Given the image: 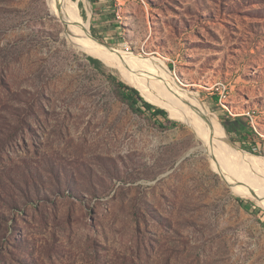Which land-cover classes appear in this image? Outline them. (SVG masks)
Listing matches in <instances>:
<instances>
[{
    "label": "rangeland",
    "instance_id": "374dc122",
    "mask_svg": "<svg viewBox=\"0 0 264 264\" xmlns=\"http://www.w3.org/2000/svg\"><path fill=\"white\" fill-rule=\"evenodd\" d=\"M49 5L0 0V264H264V200L242 193L260 171L235 160L231 181L168 108L253 118L258 147L226 133L264 156V0H80L103 44L162 60L149 92ZM88 56L179 124L133 112Z\"/></svg>",
    "mask_w": 264,
    "mask_h": 264
},
{
    "label": "bare ground",
    "instance_id": "6f19581e",
    "mask_svg": "<svg viewBox=\"0 0 264 264\" xmlns=\"http://www.w3.org/2000/svg\"><path fill=\"white\" fill-rule=\"evenodd\" d=\"M79 1L49 0L51 11L65 25L67 36L71 41H74L73 43L82 46L88 53L103 59L107 64L114 65L134 76V79L138 80L139 84L143 86L141 88L146 92L153 90V86H156L157 82H161L159 84H162V87L164 83L168 82V70L162 66L160 58L136 55L122 50L109 51L104 45L92 39L89 35V24L81 15ZM137 71L144 73L138 72L140 76L136 73ZM165 87L168 91L166 96L175 98L178 91H175V88L170 85ZM169 87L173 89H168ZM138 88L142 91L140 87ZM177 100L168 104L170 112L179 116L193 129L198 139L202 141V148L208 153L213 165L219 168L231 181L240 173L239 169L232 170L231 164L235 160H239L240 165L249 169L260 171L261 176L245 175L253 180L254 188L242 191V193L264 200V156L248 153L232 143L220 121L214 119L201 106L195 108L191 98L183 99L178 95Z\"/></svg>",
    "mask_w": 264,
    "mask_h": 264
},
{
    "label": "trees",
    "instance_id": "16d2710c",
    "mask_svg": "<svg viewBox=\"0 0 264 264\" xmlns=\"http://www.w3.org/2000/svg\"><path fill=\"white\" fill-rule=\"evenodd\" d=\"M94 35L98 38H101V36H98L97 33H94ZM88 59L108 78L110 83L115 87L119 98L125 102L133 112L138 114H146L156 120L163 118L166 120V122H170V126L175 127L179 124V121L170 119L168 110L147 100L142 95V91H140L137 87L132 86L116 75L107 72L100 59L93 56H88ZM246 118L243 116L232 117L228 113L226 114V117H221L226 131L232 135V140L234 142L243 143L244 148H246L248 145H251V147L259 146L258 144H260V142L257 141L258 138L255 129ZM166 127L169 126L166 125ZM21 175L24 178L22 181L24 185L20 188L22 192L27 194L30 187H38L36 180L39 177L35 172H32V170H25L22 171ZM2 184L3 181L0 183V185ZM35 192L38 194L37 189H35Z\"/></svg>",
    "mask_w": 264,
    "mask_h": 264
},
{
    "label": "water",
    "instance_id": "95a60500",
    "mask_svg": "<svg viewBox=\"0 0 264 264\" xmlns=\"http://www.w3.org/2000/svg\"><path fill=\"white\" fill-rule=\"evenodd\" d=\"M89 35L92 39H94L95 41H97L98 43H101L102 45H104L109 51H116L118 50L117 48L113 47V46H110V45H106V44H103L99 39H97L91 32H90V29H89ZM136 87V86H135ZM138 88V87H137ZM139 89V88H138ZM140 90V89H139ZM162 107V106H161ZM165 108V107H163ZM166 109V108H165ZM167 110V109H166ZM223 125V124H222ZM225 128V127H224Z\"/></svg>",
    "mask_w": 264,
    "mask_h": 264
},
{
    "label": "built area",
    "instance_id": "2783aa9c",
    "mask_svg": "<svg viewBox=\"0 0 264 264\" xmlns=\"http://www.w3.org/2000/svg\"><path fill=\"white\" fill-rule=\"evenodd\" d=\"M247 120H248V122L252 125V127H253V125H256V124H253V118H247ZM258 147V146H257ZM256 147V148H257ZM260 148V147H259Z\"/></svg>",
    "mask_w": 264,
    "mask_h": 264
}]
</instances>
